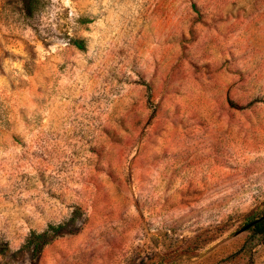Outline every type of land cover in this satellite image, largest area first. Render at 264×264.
<instances>
[{
	"label": "rangeland",
	"instance_id": "rangeland-1",
	"mask_svg": "<svg viewBox=\"0 0 264 264\" xmlns=\"http://www.w3.org/2000/svg\"><path fill=\"white\" fill-rule=\"evenodd\" d=\"M31 3L0 0V264H264V0Z\"/></svg>",
	"mask_w": 264,
	"mask_h": 264
},
{
	"label": "trees",
	"instance_id": "trees-1",
	"mask_svg": "<svg viewBox=\"0 0 264 264\" xmlns=\"http://www.w3.org/2000/svg\"><path fill=\"white\" fill-rule=\"evenodd\" d=\"M32 0H22L25 13L27 15H31L32 11L34 9V4L31 3ZM73 45L81 50H85V45L83 41H74ZM234 107V106H233ZM238 109V108H237ZM253 224V226L248 229L246 232H249L252 236V238H263L264 239V216L261 217L259 220L251 221L250 224L246 225V228ZM60 227H53L51 226L49 230L43 234H37L35 232L31 233L29 239H28V246H30L33 249V252L36 255H39L46 246L51 244L56 240L57 237H59L61 233ZM7 247L0 250L1 254H4L5 251H7Z\"/></svg>",
	"mask_w": 264,
	"mask_h": 264
},
{
	"label": "water",
	"instance_id": "water-1",
	"mask_svg": "<svg viewBox=\"0 0 264 264\" xmlns=\"http://www.w3.org/2000/svg\"><path fill=\"white\" fill-rule=\"evenodd\" d=\"M253 226V224L249 225L247 228L243 230V232H246L248 229H250Z\"/></svg>",
	"mask_w": 264,
	"mask_h": 264
}]
</instances>
